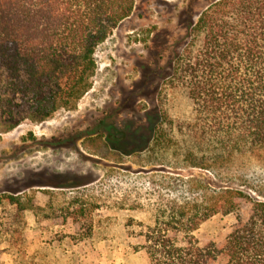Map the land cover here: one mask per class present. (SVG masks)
Masks as SVG:
<instances>
[{"label": "trees", "instance_id": "obj_1", "mask_svg": "<svg viewBox=\"0 0 264 264\" xmlns=\"http://www.w3.org/2000/svg\"><path fill=\"white\" fill-rule=\"evenodd\" d=\"M135 1L0 0V113L6 131L76 106L91 88L96 47L132 14ZM188 38L170 76L186 91L192 120L171 134L158 106L123 123L102 117L90 141L102 158L149 152L159 159L177 149L184 168L216 179L239 159L264 164V0L216 1L190 23ZM183 187L182 201H168L150 223L137 224L133 238L142 244L135 249L148 264H214L219 256L226 264H264L261 192L213 188L200 177L188 178ZM4 198L17 212L27 210L16 198ZM243 205H249L245 217ZM216 215H235V223L219 246L201 247L194 233Z\"/></svg>", "mask_w": 264, "mask_h": 264}, {"label": "rangeland", "instance_id": "obj_2", "mask_svg": "<svg viewBox=\"0 0 264 264\" xmlns=\"http://www.w3.org/2000/svg\"><path fill=\"white\" fill-rule=\"evenodd\" d=\"M216 1L136 0L132 14L96 47L91 88L72 110L40 123L24 120L10 131L0 113V264H148L135 249L142 244L133 238L137 224L150 223L168 201H182L190 177L213 188H251L264 200V164L239 159L216 179L184 168L177 149L159 159L149 152L102 158L90 142L106 116L123 123L158 106L171 134L192 120L191 103L170 66L186 50L190 23ZM9 196L27 210L17 212ZM248 211L243 205L244 217ZM234 223L235 215H216L194 236L201 247L219 246Z\"/></svg>", "mask_w": 264, "mask_h": 264}]
</instances>
